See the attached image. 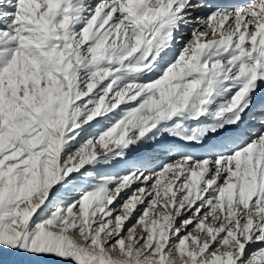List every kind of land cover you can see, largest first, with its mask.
<instances>
[{"label": "snow or ice", "instance_id": "snow-or-ice-1", "mask_svg": "<svg viewBox=\"0 0 264 264\" xmlns=\"http://www.w3.org/2000/svg\"><path fill=\"white\" fill-rule=\"evenodd\" d=\"M261 84L264 0H0V253L264 264Z\"/></svg>", "mask_w": 264, "mask_h": 264}, {"label": "rangeland", "instance_id": "rangeland-1", "mask_svg": "<svg viewBox=\"0 0 264 264\" xmlns=\"http://www.w3.org/2000/svg\"><path fill=\"white\" fill-rule=\"evenodd\" d=\"M209 10H210V9L205 8V9L203 10V12H198V13H196V14H197V15H206V14L208 13ZM262 88L264 89L263 86L260 87V89H262ZM263 89H262V90H263ZM169 139H172V138H169ZM180 143H183V142H180ZM194 147H197V146H185V147L183 148V151H185V152H189V153H193L192 150H193ZM198 147H199V146H198ZM189 148H190V149H189ZM142 154H145V150H144V149H137L134 153H132V154L129 156V159H133V158H135V159H142V158H138V155H142ZM153 154H157V155L159 156L158 159H160V160L157 159V160L155 161V164H156V165L163 163V162L165 161V159H166V157L160 155L158 151H156V153H155V152L152 151V150H148V153H147L148 157H152L153 159H155V158L153 157V156H155V155H153ZM194 154H195V153H194ZM161 159H163V160H161ZM126 166H127V165H126V163H125L124 161H118V162L114 163V164L111 166L110 170H111V171H114V172H122V170L125 169ZM0 259H1V261H2V262H0V264H25V261L28 260L27 257H23V256H21V255H19V254L10 253V252H6V251L0 253ZM19 261H20V262H19Z\"/></svg>", "mask_w": 264, "mask_h": 264}, {"label": "bare ground", "instance_id": "bare-ground-1", "mask_svg": "<svg viewBox=\"0 0 264 264\" xmlns=\"http://www.w3.org/2000/svg\"><path fill=\"white\" fill-rule=\"evenodd\" d=\"M208 9V8H207ZM261 86H263L264 87V84H261ZM260 86V87H261ZM263 89V88H262ZM264 90V89H263ZM256 103H261V102H264V96H261L260 95V92H258V95L256 96V101H255ZM257 127H258V125H257ZM190 149V148H189ZM202 149L200 148V147H194L193 148V150H192V152L193 153H195V154H197V155H200L201 153H202ZM156 153V152H155ZM153 155H155V156H153L155 159H154V162L159 158V156L157 155V154H153ZM138 158H142V159H147L148 158V155L146 156L145 154H142V155H138ZM152 158V157H151ZM158 160H160V159H158ZM161 160H163V159H161ZM0 261H1V259H0ZM20 262V261H19Z\"/></svg>", "mask_w": 264, "mask_h": 264}]
</instances>
